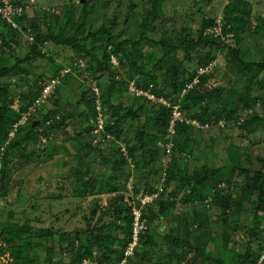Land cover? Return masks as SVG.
<instances>
[{"label":"trees","instance_id":"1","mask_svg":"<svg viewBox=\"0 0 264 264\" xmlns=\"http://www.w3.org/2000/svg\"><path fill=\"white\" fill-rule=\"evenodd\" d=\"M83 1L81 4L86 7V2ZM148 3L149 9L139 15V23L143 29L136 40H129L120 33H114L112 27L115 22L111 21V27L104 26L88 31L84 36L65 37L62 33L49 32L36 34L29 51L22 58L15 57L9 60L12 54L0 50V182H5L9 161L15 155L17 148L23 141L37 135L36 125L38 123L39 126L45 125L51 114L54 118L58 114L55 113L54 108L50 109L48 114L41 113L42 109H38L39 119L30 117L31 122L28 121V129L20 130L14 139L4 145L12 127L25 118L28 108L27 104L14 108V98L10 87L3 79L24 73L38 59H52L53 57L45 50V44L48 41H54L57 44L70 46L75 52L88 58L90 65L88 70L96 80L95 87L99 89V95L94 88L89 93L83 94L81 103L85 109L75 110L70 115L74 121H86L85 128L80 132H75L72 136V139L79 141L87 149L86 153L83 152L81 155L83 162L78 164L76 171L75 180H81L78 188L81 189V193H79L82 196L116 193L111 199V204H108L106 208H98L101 209L97 218L98 222H94L98 212V209H95L86 219L87 227L73 231L34 228L30 224L18 222L12 212L7 213V216L0 220V255L6 247L13 249L11 264H33L34 258H29L27 263L25 259L29 252L37 251L43 244L46 246L44 259L51 256L46 264H53L50 251L55 248L56 243L62 254H69L68 264H85V259L90 261L88 264L96 262L98 264L108 262L119 264L125 257L126 248L132 239L131 203L133 198L129 196V193L154 191L160 185H163L164 190L160 197L143 208L147 229L142 232L139 245L129 258V264H145V260L146 264H212V260L215 264H225L222 257H213L212 251L207 248L214 241L211 234L218 235L219 233L222 237V244L225 246L223 248H227L231 232L241 228L237 222V216L248 206H252L251 213L255 220L251 236L254 239L257 238V229L262 221L259 213L264 211V157L255 153L256 142L248 140L246 144L242 142L243 139H240L231 143L227 148V156L223 157L218 165L213 162H197L192 165L188 160L195 157L198 142L195 135L197 131L201 134L205 126L212 127L215 122L220 121L228 125L237 123L247 110L250 112L244 115V120L240 124L242 130L248 133L251 129V132L255 133L264 126V115L256 109L259 105L264 108V84L259 85L262 89L259 93H253L256 87L253 81L260 72H264V57L246 60L241 51L242 47H240L248 33L262 31L264 16H257L258 24L254 26L252 4L249 1L228 0L220 18L224 38L206 34V30L217 26L218 22L216 18H204L194 33L189 35L190 29L187 27L185 36L172 42L164 39L163 35L158 39L155 38L157 35L155 28H151L161 16L162 0H148ZM2 4L1 1L0 5ZM131 11L132 9L129 10ZM23 16L18 18L21 24ZM128 16L129 13H127ZM33 26L34 24L30 25V27ZM7 27L12 29L11 25L0 15V30L4 32ZM24 29L25 27L19 31ZM231 37L235 41L234 46L227 41ZM129 46L131 49L128 48ZM144 46L151 47L148 55H154L155 61L151 64L152 69H147L148 62L143 58L144 54L141 49ZM201 49L206 50L197 59L199 60L196 63L197 66L191 70L185 67L177 55L178 50H183L184 60L191 61L192 58L195 59L193 53ZM224 49H228L229 63L235 65L236 72L248 75L242 90L234 85L207 87L209 70L199 72L201 67L212 65L217 54ZM114 57L118 64L114 61ZM72 67L77 66L72 64ZM72 67H69L68 72H64L66 69L64 67L60 76H56L59 72L55 71L50 80L57 79L60 83L62 77L73 74ZM121 68L126 69L127 78L119 76ZM154 68L163 70L157 72ZM228 70H230L229 66ZM103 76L105 79L101 78ZM130 79H135V87L148 91L157 98L165 97L177 102L181 97L180 104L185 118L175 123L176 130L173 134L168 132L172 109L162 102L152 100L147 95H137L136 90L131 88L130 81H128ZM159 79L163 80L159 81ZM196 79L197 82L194 83ZM190 84L192 86L187 89ZM58 88V86L54 87L50 96L56 95ZM185 89L187 91L182 95ZM29 93L31 92L28 91L26 95L28 96ZM57 102L58 100L53 97V103L57 104ZM99 107L105 115H108L106 130L114 136L111 143L117 145L115 158L111 155L112 150L107 151L101 147L102 145L94 146L93 138L86 140L83 137L84 132L92 137L93 119H96ZM192 121H196L198 125L193 124ZM66 125L68 123L63 117L47 131L54 133L66 131L64 129ZM41 132L45 135L47 133L45 130ZM244 135L246 134H241V136ZM128 138L134 139L135 142L129 141ZM124 142L126 152L121 150ZM169 142H172L171 151H168L166 147ZM86 156L92 157L87 160ZM164 156L169 158L166 163L162 162ZM97 157H101L105 163L111 164L112 170L117 171L112 179L105 182V180H96L93 176H89L90 163L98 159ZM135 172H140L145 180L143 190L136 188V192L130 190L129 186L127 189L126 186L128 179ZM97 181H100V184L95 186ZM103 182L107 186H102ZM172 183L188 190L187 195L182 199L183 203L196 205L206 202L207 208L214 204L218 206L221 213L217 221L212 222L207 217L199 227H193L196 244L192 241V230L187 223H183L180 233L174 227L167 229L168 231L160 236L161 242L159 243L167 242L169 248L164 252L161 251V245L159 246L149 233L148 225L150 226L154 220L159 219L160 222L163 221L160 231L164 232L163 228L170 221V207L176 204L173 199H176L177 194L171 192V197L162 198V196L166 193L165 189L169 188ZM122 188L125 192L121 193ZM108 215L112 216L113 220L105 224L103 219ZM220 228L221 231H218ZM227 229H230V232ZM56 237L59 238L57 242ZM43 238H46L44 243L41 242ZM64 240H67L68 244L65 245ZM153 247L161 251L155 262H152L149 257ZM223 248L220 249V253ZM192 252L194 254L190 256ZM260 252L255 254L251 244H248L246 249L236 256V264H258L259 257L263 253L260 254Z\"/></svg>","mask_w":264,"mask_h":264},{"label":"rangeland","instance_id":"2","mask_svg":"<svg viewBox=\"0 0 264 264\" xmlns=\"http://www.w3.org/2000/svg\"><path fill=\"white\" fill-rule=\"evenodd\" d=\"M10 1L14 6L23 8L22 15L16 18L18 20L24 15L23 23L25 25L22 23L19 28L11 26L12 29L7 27L4 32L0 30V50L4 53L10 52L12 54L8 58L9 60L25 56L29 51L30 45L34 42L36 34L41 35L49 32L52 34L62 33L65 37L84 36L88 31L97 30L104 26L111 27V21L115 22L112 27L114 33H120L129 40H136L140 37V32L143 29L141 23H139V15L144 14L149 9L148 0H84L86 7L81 4L82 0ZM248 1L252 4L253 25L257 26V16H264V0ZM227 3L228 0H162L161 16L151 27L155 28L154 31L157 34L155 38L158 39L163 35L164 39L172 42L179 40L185 36V28L187 27L190 29L188 34L191 35L204 18H216L219 20ZM130 9H132L131 12H129ZM127 13H129L128 17ZM29 24H34V26L30 27ZM24 27L23 31H19V29ZM150 34L154 37L152 33ZM227 41L234 46L235 41L232 37ZM240 47H242L241 51L246 60L264 57V27L260 32L248 33ZM128 48L131 49V46ZM45 50L53 57L52 59H38L24 73L3 79L10 87L11 95L14 98V108L27 104L25 126H20L17 132L28 129L30 117L39 119L40 113L38 109H42L41 113L48 114L50 109L54 108L55 113L58 114L55 115V118L51 114L45 125L39 126L38 123L36 125L37 135L27 141H23L21 146L17 148L15 155L11 157L6 173L7 180L5 179L3 183L0 182V220H3L7 213L12 212L18 222L30 224L34 228L72 231L86 228L87 217L95 209L99 207L106 208L108 204H111V199L114 198L116 193L108 192L82 196L80 195L81 189H78L81 180H75L77 166L80 162H83L81 155L83 152L86 153L87 149L79 141L72 139V136L75 132H80L85 128L86 121H74L70 115L75 110L85 109V106L81 103L82 95L86 94V92L89 93L93 88L95 91V88H97L95 87L96 80L88 70L90 66L88 58L75 52L70 46L57 44L54 41H48L45 44ZM150 50L151 47L149 46H144L141 49L144 54L143 58L148 62L147 69H152L151 64L155 61L154 55H148ZM205 50L201 49L193 53L195 59L192 58L191 61L184 60L185 54L183 50H178L177 55L183 61L185 67L191 70V68L197 66L196 63L199 61L197 59L201 57ZM227 54L228 49L220 51L215 61L211 63L212 67L207 72L209 74L207 87L221 85L230 87L234 85L237 89L242 90L248 75L237 73L234 64L233 68L228 70V66L230 67L232 64L229 63ZM114 61L118 64L116 57H114ZM72 64L77 67H72ZM70 66L73 69V74L60 79V83L58 82L57 85L59 87L57 94L46 98L43 97L44 86L53 77L55 71L59 72V75L56 74V76H60L62 69L64 67L69 69ZM154 70L160 72L163 69L154 68ZM126 75V69H119L120 77L127 78ZM101 78L105 79L104 76ZM134 80L130 79L128 81L131 83ZM162 80L159 79V81ZM253 83L256 86L253 93H259L262 90L259 85L264 84V72H260ZM28 91L31 93L27 96L26 93ZM53 97L58 100L57 104L53 103ZM256 109L260 114L264 115L262 105L257 106ZM248 112L250 111L247 110L243 114L245 115ZM244 115H241V119L237 123L228 125L224 121H220L215 122L212 127L205 126L201 134L197 131L195 136L198 142L195 149V157L189 159L188 162H191L192 165L197 162H213L218 165L221 163L222 158L227 156L228 145L240 139H243L242 142L246 144H248V140L256 142L255 153L264 157V126L259 132L253 133L249 129L247 133L240 128ZM63 117L68 123V125L64 126L66 131L55 133L47 131L49 127L59 122ZM105 124H107L106 121ZM43 130L47 132L46 135L41 132ZM17 132L11 133L4 145L14 139ZM241 134L246 135L241 136ZM83 137L86 140L93 138L92 143L94 146L102 145L103 149L112 150L111 155L114 158L116 157L117 145L115 143L101 140L93 132L92 137L85 132ZM129 141L135 142L134 139ZM123 144L126 147L125 142ZM91 157L88 158L86 156L85 158L89 160ZM97 158L93 160L95 162L94 166L90 165L89 176H93L96 180H105V182L108 179H112V176L117 171L112 170L111 164L105 163L101 157ZM167 161H169V158L164 156L162 162L166 163ZM85 176L88 177V175ZM105 182H103L102 186H107ZM99 184L100 181H97L95 186ZM144 184L145 180H143L140 172H135L128 179L126 186L128 189L130 185V190L135 191L136 188L143 190ZM122 192H125V190L123 189ZM165 192L162 198L171 197V192L177 194L176 199H173L176 204L170 207V221L163 228V232L160 231L163 221L154 220L150 226L148 225L149 233L159 244L161 242L160 236L163 233L172 227L176 228L177 232L180 233L185 222L192 230V241L196 244L193 227H199L200 223L207 217L212 222L217 221L221 213L220 209L214 204L207 208L206 202L196 205L183 203L182 199L187 195L188 190L178 187L175 183L166 188ZM100 210L98 209L94 222H98L97 218ZM251 210L252 206L245 207L237 216V222L241 228L231 232L227 248H223L225 246L222 244V237L219 233L218 235L215 233L211 234L214 241L207 248L212 251L211 255L213 257H222L225 264H236V256L238 253L243 252L248 244H251L255 254L260 251V254L264 252V211L259 213L262 221L257 229L258 236L254 239L251 236V230L255 226V220L252 217L253 213H251ZM172 212L173 214H171ZM103 220L106 224L111 222L113 217L108 215ZM227 230L230 232V229ZM218 231H221V228ZM58 240L59 238L56 237L55 241L57 242ZM45 241L46 238H43L41 242L44 243ZM64 244H68V241L64 240ZM160 245L161 251L166 252L167 248H169L167 242ZM45 248L46 246L43 244L37 251L29 252L25 263L28 262L29 258H34L33 264H46L51 256L44 259ZM221 248H223V251L220 253ZM151 250L149 257L152 262H155L161 251L157 247H153ZM13 252V249L6 247L5 251L0 255V264H11ZM50 252L54 261L53 264H60V262H62L61 264L69 263V254H62L57 243ZM192 254L194 252L190 256ZM146 263L147 261L145 260ZM211 263L215 264L214 260Z\"/></svg>","mask_w":264,"mask_h":264},{"label":"built area","instance_id":"3","mask_svg":"<svg viewBox=\"0 0 264 264\" xmlns=\"http://www.w3.org/2000/svg\"><path fill=\"white\" fill-rule=\"evenodd\" d=\"M2 5H0V15L11 25L14 27H21V23L17 20L16 17L21 16L23 13V8L21 6H14L10 0H2ZM218 25L213 27V28H208L206 30V34H213L215 37H222L224 38L223 32H222V22L221 20H217ZM212 65H209L207 67H201L199 72L203 73L205 71H208ZM69 69H65L64 72H68ZM197 82V79L194 81V83ZM58 84L57 79H51L49 82H47L44 86L42 96L43 97H48L50 94L53 92L54 87H56ZM131 88L132 90H136L137 95H147L149 98H151L154 101H159L162 102L164 105L167 107H170L172 109L171 114V123L168 127V132L170 134H173L175 132V123L180 120L182 121L185 118V114L183 110L181 109V104H180V98L178 99L177 102H173L170 99H166L165 97H159L157 98L155 95L149 93L148 91H144L143 89H139L135 87V83L131 82ZM192 85H188L187 89L191 87ZM185 89L182 92V95L187 91ZM96 93L99 95V89L95 88ZM99 100L97 99V102ZM100 105V103H99ZM107 115H105L102 112V109L99 107V113L96 117V119H93L94 122V128L92 132L94 134H97L101 140H108L111 141L114 139V136L112 134L108 133L106 130V124L105 121L107 119ZM25 121L26 118H23L19 122L18 125H15L13 129L11 130L10 134L13 133L14 131L17 132L18 128L20 126H25ZM193 124H197L196 121H192ZM105 124V125H104ZM104 125V127H103ZM166 147L168 151H171L172 149V142H169L166 144ZM121 150L126 152V147L124 144H122ZM163 185L158 186V188L154 191L150 192H139L137 194H134L132 192L129 193V196L133 198V201L131 203L132 205V223H131V228H132V239L129 242L126 251H125V257L120 261L119 264H129V258L134 254L135 250L137 249L139 242H140V237L141 234L144 230L147 229V220L144 218L143 215V208L149 203L155 202L163 192ZM139 203V204H137ZM264 262V252L261 254L258 260V264H262ZM167 264V263H166Z\"/></svg>","mask_w":264,"mask_h":264},{"label":"crops","instance_id":"4","mask_svg":"<svg viewBox=\"0 0 264 264\" xmlns=\"http://www.w3.org/2000/svg\"><path fill=\"white\" fill-rule=\"evenodd\" d=\"M258 132V131H257ZM244 140H246V139H244ZM245 143V142H244ZM94 164H95V162H93V161H91V163H90V165H92V166H94ZM86 179V178H85ZM129 187H130V185H129ZM73 231V230H72ZM88 262H90L88 259H85V261H84V263L85 264H88ZM95 264H98V262H96ZM106 264H110L109 262L108 263H106Z\"/></svg>","mask_w":264,"mask_h":264},{"label":"water","instance_id":"5","mask_svg":"<svg viewBox=\"0 0 264 264\" xmlns=\"http://www.w3.org/2000/svg\"><path fill=\"white\" fill-rule=\"evenodd\" d=\"M233 66H234V65L232 64V65L230 66V68H233Z\"/></svg>","mask_w":264,"mask_h":264}]
</instances>
